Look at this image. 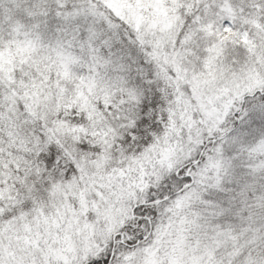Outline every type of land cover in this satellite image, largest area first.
<instances>
[{"label": "snow or ice", "instance_id": "1", "mask_svg": "<svg viewBox=\"0 0 264 264\" xmlns=\"http://www.w3.org/2000/svg\"><path fill=\"white\" fill-rule=\"evenodd\" d=\"M0 264H264V0H0Z\"/></svg>", "mask_w": 264, "mask_h": 264}]
</instances>
